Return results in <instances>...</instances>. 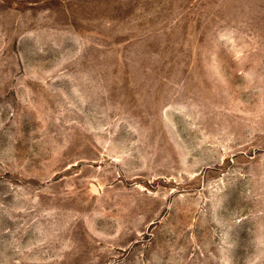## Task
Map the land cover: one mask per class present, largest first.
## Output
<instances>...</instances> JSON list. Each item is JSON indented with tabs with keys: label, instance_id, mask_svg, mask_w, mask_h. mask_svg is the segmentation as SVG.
<instances>
[{
	"label": "rangeland",
	"instance_id": "rangeland-1",
	"mask_svg": "<svg viewBox=\"0 0 264 264\" xmlns=\"http://www.w3.org/2000/svg\"><path fill=\"white\" fill-rule=\"evenodd\" d=\"M0 264H264V0H0Z\"/></svg>",
	"mask_w": 264,
	"mask_h": 264
}]
</instances>
